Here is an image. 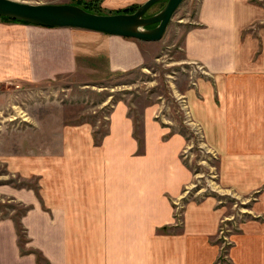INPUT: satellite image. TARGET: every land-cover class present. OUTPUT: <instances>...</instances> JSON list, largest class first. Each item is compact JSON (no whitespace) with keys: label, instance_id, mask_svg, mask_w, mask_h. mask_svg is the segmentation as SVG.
<instances>
[{"label":"crops","instance_id":"0c3cea01","mask_svg":"<svg viewBox=\"0 0 264 264\" xmlns=\"http://www.w3.org/2000/svg\"><path fill=\"white\" fill-rule=\"evenodd\" d=\"M146 1L105 4L115 10ZM262 20L255 0H200L183 39L186 60L211 76L189 90L191 115L221 157L223 182L243 194L264 185V55L257 57L260 41L250 32ZM149 45L155 42L0 18V83L84 75L79 57L114 75L140 67ZM126 111L117 106L103 143L88 134L38 162L49 211L33 196L20 221L24 247L15 222L0 221V264H264V230L251 225L235 237L231 257H219L222 212L212 201L187 205L176 225L175 201L192 178L181 158L186 140L169 135L149 107L139 155Z\"/></svg>","mask_w":264,"mask_h":264},{"label":"rangeland","instance_id":"374dc122","mask_svg":"<svg viewBox=\"0 0 264 264\" xmlns=\"http://www.w3.org/2000/svg\"><path fill=\"white\" fill-rule=\"evenodd\" d=\"M20 1L79 4L104 14L133 13L143 4L114 10L105 4L106 0ZM255 1L264 8V0ZM199 2L182 3L164 37L155 46H148L153 48L147 49V58L138 68L107 75L103 62L96 64L93 58L79 57L84 75L0 83V221L15 222L23 247L27 238L20 221L35 206L33 196L49 211L42 199L45 183L37 169L38 162L62 156L69 140L85 142L88 134L97 145L103 143L110 134L111 118L118 105L127 109L133 121L139 155L146 151L142 131L149 107L155 109V120L169 135L180 134L186 140L181 158L192 178L175 201L176 225L184 222L187 205L212 201L215 209L222 212L215 242L223 259L231 257L235 237L244 227L264 230V185L243 194L224 183L221 157L209 146L202 126L191 115L189 90L199 80L211 78L204 66L186 60L183 50V39L193 25ZM165 5V1L156 3L147 15L158 13ZM250 32L260 41L259 58L264 55V20ZM25 195H32V199L23 198Z\"/></svg>","mask_w":264,"mask_h":264},{"label":"water","instance_id":"95a60500","mask_svg":"<svg viewBox=\"0 0 264 264\" xmlns=\"http://www.w3.org/2000/svg\"><path fill=\"white\" fill-rule=\"evenodd\" d=\"M166 5L148 16L159 2ZM185 0H147L133 13L98 14L73 4H40L20 0H0V18L56 28H74L145 42L161 40ZM157 25L154 28L150 26Z\"/></svg>","mask_w":264,"mask_h":264},{"label":"trees","instance_id":"16d2710c","mask_svg":"<svg viewBox=\"0 0 264 264\" xmlns=\"http://www.w3.org/2000/svg\"><path fill=\"white\" fill-rule=\"evenodd\" d=\"M78 6H80L79 4H78ZM80 7H82V8H84L85 10H87V11H89V12H93V13H98V14H104V13H102L100 10H97V11H93L91 8H89V7H86V6H80ZM118 13H125L124 11L122 12H116V13H113V14H118ZM1 19H3V20H6V21H13V22H19V23H24V24H29V23H26V22H24V21H16V20H12V19H9V18H4V17H2Z\"/></svg>","mask_w":264,"mask_h":264},{"label":"flooded vegetation","instance_id":"af4514ba","mask_svg":"<svg viewBox=\"0 0 264 264\" xmlns=\"http://www.w3.org/2000/svg\"><path fill=\"white\" fill-rule=\"evenodd\" d=\"M157 25H153V26H151L150 28H154V27H156Z\"/></svg>","mask_w":264,"mask_h":264}]
</instances>
